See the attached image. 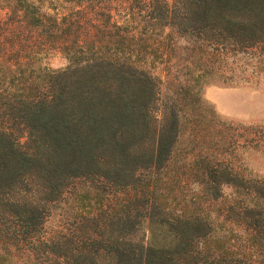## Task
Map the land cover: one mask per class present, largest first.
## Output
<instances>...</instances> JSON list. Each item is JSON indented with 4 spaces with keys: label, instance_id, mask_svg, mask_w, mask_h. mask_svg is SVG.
Masks as SVG:
<instances>
[{
    "label": "trees",
    "instance_id": "trees-1",
    "mask_svg": "<svg viewBox=\"0 0 264 264\" xmlns=\"http://www.w3.org/2000/svg\"><path fill=\"white\" fill-rule=\"evenodd\" d=\"M254 49L264 0H0V264H264V124L200 94Z\"/></svg>",
    "mask_w": 264,
    "mask_h": 264
},
{
    "label": "rangeland",
    "instance_id": "rangeland-1",
    "mask_svg": "<svg viewBox=\"0 0 264 264\" xmlns=\"http://www.w3.org/2000/svg\"><path fill=\"white\" fill-rule=\"evenodd\" d=\"M259 58L257 50L241 55L235 60L240 72L234 82H212L202 86L201 97L219 118L233 125L264 124V72L259 69ZM46 64L57 68L62 67L65 61L55 55ZM239 155L237 165L264 181V151L248 148Z\"/></svg>",
    "mask_w": 264,
    "mask_h": 264
}]
</instances>
